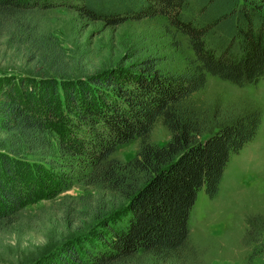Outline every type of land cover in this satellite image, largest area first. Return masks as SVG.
Instances as JSON below:
<instances>
[{"label": "trees", "instance_id": "1", "mask_svg": "<svg viewBox=\"0 0 264 264\" xmlns=\"http://www.w3.org/2000/svg\"><path fill=\"white\" fill-rule=\"evenodd\" d=\"M63 5L108 25L161 17L175 36H186L192 54L169 70L149 57L120 70L72 76L63 68L43 83L4 84L1 124L14 141L0 153V225L34 200L44 168L16 154L56 150L70 179L90 189L78 218L95 221L49 264H205L190 237L191 210L201 189L217 196L231 156L256 137L264 111L251 100L197 94L209 75L240 86L264 79V0H0V30ZM158 120L171 134L164 145L150 140ZM133 140V158L114 156ZM245 222L251 262L264 245V213Z\"/></svg>", "mask_w": 264, "mask_h": 264}, {"label": "rangeland", "instance_id": "2", "mask_svg": "<svg viewBox=\"0 0 264 264\" xmlns=\"http://www.w3.org/2000/svg\"><path fill=\"white\" fill-rule=\"evenodd\" d=\"M22 24L0 30V88L6 83H17L22 77L42 83L45 78L56 79L63 75V68L72 76L120 70L149 57L156 59L162 70H169L182 66L192 54L186 36L180 33L175 36L161 17L108 25L63 5L26 15L19 25ZM47 46L49 54L41 51ZM197 95L251 100L264 111V79L256 85L240 86L209 75L206 87ZM3 100L0 93V153H9L14 137L1 124ZM57 136L54 130L53 138ZM170 137L169 130L158 120L151 142L164 145ZM138 148L139 141L133 140L119 145L114 156L127 161L136 155ZM55 151L22 149L16 154L18 159L32 165L41 163L44 168L37 172L38 192L34 200L0 225V264H49L57 249L78 239L95 221L91 217L78 218L82 216V212L78 214L81 197L87 196L90 189L70 179L72 171L66 158ZM64 172L65 182L58 184L56 181ZM258 212L264 213V113L256 137L231 156L217 196L209 198L205 189H201L191 210L190 237L199 247L202 261L264 264V245L249 262L252 249L243 243L245 220Z\"/></svg>", "mask_w": 264, "mask_h": 264}]
</instances>
